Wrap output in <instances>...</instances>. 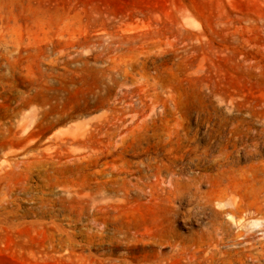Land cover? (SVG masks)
Here are the masks:
<instances>
[{"label": "rangeland", "instance_id": "374dc122", "mask_svg": "<svg viewBox=\"0 0 264 264\" xmlns=\"http://www.w3.org/2000/svg\"><path fill=\"white\" fill-rule=\"evenodd\" d=\"M19 104L28 122L52 114L35 151L96 119L120 134L72 146L97 160L54 165L0 137V264H264V158L242 148L264 141V0H0V117ZM219 139L239 162L210 195L153 172L194 168L189 146ZM102 169L120 186L98 185Z\"/></svg>", "mask_w": 264, "mask_h": 264}, {"label": "bare ground", "instance_id": "6f19581e", "mask_svg": "<svg viewBox=\"0 0 264 264\" xmlns=\"http://www.w3.org/2000/svg\"><path fill=\"white\" fill-rule=\"evenodd\" d=\"M12 101H14V103H16L15 99H13ZM24 107H25V105H23V104H19L16 106L10 105L8 110L1 115V117H0V137H2V138L7 137V136L18 137L19 139H21L23 142L26 143L25 144L26 147L24 150L29 152L27 154H30L32 158H36V160H38V161L44 160V161H40V162H44V163L45 162H47V163L51 162V164L54 165L56 163L61 162V160H64L65 162H66V160L67 161L68 160L91 161L92 159L97 160L99 157V154H101L100 152H102L101 150H99V149L95 150L94 148H87L86 152L87 151L88 152L87 153L85 152V154H84V153L76 152L72 148V146L74 144L80 143L81 145H84V147H86L87 146L86 143L88 142V140L94 138L95 136H100V137L106 138L108 141V144L111 145L112 141L114 140V137L116 135L120 134V131L116 130L115 127L109 128V126H108V124H106V122H104L101 119H96L95 121L91 122L89 127L86 129L80 128L77 131H72V132L64 134V135L51 136L48 139V142L51 144L50 147L43 148L42 151H35V149L33 147L35 142H32V140H30V136L32 135L31 132H32V130L37 129L40 125H42L44 123H49V119L52 116V114H49L47 112L46 106H45V104H43V105H40L34 109V113L31 116L32 120L30 122H28L29 116L23 114ZM79 116L80 115H78V114H68L62 118L61 122L73 120L74 118H78ZM1 119H5L6 121H3ZM252 130H253V128H252ZM212 132L218 133V134H223L222 130L218 131V129L213 130ZM224 132H226V131H224ZM262 132L264 133V130ZM262 132L256 131L258 136L259 135L261 136ZM229 134H231V135L236 134V131L230 130ZM240 135H242V134H240ZM216 141H217V143H216V146L214 149H213L214 146L210 147L209 145L208 146H199V145L189 146V148H188V156H189L188 160H189L190 164H193L194 168L186 166L188 168V170H186L183 167H178L174 161H169V162H161L160 164H158L156 166V171L154 170L153 172H155L156 175H158L159 177L161 176L162 178L165 177V175L169 176L170 177L169 182L171 183V185H173L172 187H174L175 191L183 189V192L189 193V192H191V190H194V194L203 193V195L204 194L210 195V190H208V191L204 190L205 192H201V186H203L204 184H206L208 182H211V179H213V182L215 184L214 179L220 180V179L224 178L226 173L228 174V172L230 173V171L235 172L234 167L239 162V153H238L239 151L237 149V143L236 142H229V141L221 140V139L216 140ZM242 142H243L242 148L244 150V154H245L246 158L257 159L259 161H263V158H264V141H263L262 147H259V141L256 138H250V139L242 140ZM261 144H262V142H261ZM31 153H34V154H31ZM38 156H40V157H38ZM33 161H35V160H33ZM73 161H71V162H73ZM150 162H152V161H150ZM137 166L139 167V165H137ZM194 169L196 171H194ZM97 173L100 175V178L102 180L104 179L98 185H101L103 183V185L108 184V185L112 186L113 184H117L120 186V182L122 181V177H120L121 172L115 173L116 174L115 176H112V173H109V174H111L110 177L107 176V172L104 169L99 170ZM144 174H142V172L141 173L138 172V177H137V179H139L138 181H140L141 179H144L146 177ZM218 185H220V184H218ZM212 186H214V185H212ZM118 191H120V190H118ZM116 192H117V190H116ZM109 193H110V191H109ZM177 194L175 196H177ZM228 195H229V193L227 191V188L218 189L217 196H218V198H220V201H222V203L224 200L229 201L230 198H228ZM212 199H214V198H211L210 201H212ZM194 200H195V198H194ZM230 201H231V199H230ZM173 202H175V201H173ZM217 205H219V204H217ZM218 211H219V209H218ZM237 214H239V213H237ZM231 219L232 218H230V220ZM243 226L247 230H252L253 228H262L263 225H262V220L251 219L249 222H247L246 225L243 224ZM246 232H249V231H246Z\"/></svg>", "mask_w": 264, "mask_h": 264}]
</instances>
